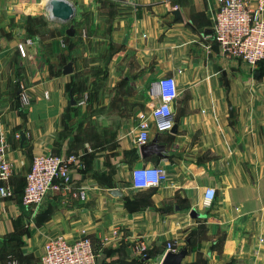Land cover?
<instances>
[{"label":"crops","instance_id":"0c3cea01","mask_svg":"<svg viewBox=\"0 0 264 264\" xmlns=\"http://www.w3.org/2000/svg\"><path fill=\"white\" fill-rule=\"evenodd\" d=\"M49 1L0 0V148L15 193L0 200V264H40L48 239L72 241L83 230L97 264H160L168 243L187 249L182 264H264V58L250 68L223 56L212 36L215 0H66L75 10L70 40L63 28L46 36ZM26 40L22 57L17 44ZM82 45L85 55L109 56L84 137L62 134L72 76L57 64ZM163 76L177 84L166 121L150 116ZM141 115L163 158L141 157ZM41 154L76 155L79 166L72 193L27 208L25 175ZM143 165L163 169L167 181L133 190L131 171ZM206 188L216 192L208 207ZM79 189L83 201L73 196ZM140 241L144 257L134 250Z\"/></svg>","mask_w":264,"mask_h":264},{"label":"built area","instance_id":"2783aa9c","mask_svg":"<svg viewBox=\"0 0 264 264\" xmlns=\"http://www.w3.org/2000/svg\"><path fill=\"white\" fill-rule=\"evenodd\" d=\"M215 1L217 9L212 26L215 43L223 56L243 61L250 68H255L264 58V0ZM30 43L31 40H26V42L17 44V50L22 57L26 56V45ZM177 71L181 72L180 69ZM157 87L159 102L151 108L150 116L154 120L166 121L171 116V104L177 97L176 80L174 76L160 77L157 80ZM173 91L175 95L172 94ZM18 96L23 105L29 104V97L24 91H20ZM45 96L47 97V92ZM167 126L163 124L160 129H165ZM148 128L147 118L141 115L135 136L138 146L148 143ZM141 137H143V143L140 142ZM78 166L79 157L76 155L61 157L54 154H41L34 156L25 175V184L20 197L22 205L35 209L49 197L72 193L71 172ZM149 171L157 175L158 182L154 186L144 187L137 177ZM11 177L12 165L0 148V200L12 199L15 196ZM167 179L166 172L157 166L143 165L131 171V186L137 191L157 187L165 183ZM215 194V189H205L203 194L205 207L213 202ZM73 196L81 201L85 200V193L81 189L74 191ZM134 248L140 257L146 256L147 249L143 241L138 242ZM167 251L175 252L172 244H167ZM7 264L18 263L10 261ZM40 264H97V262L91 240L83 230L78 238L72 241L60 235L48 239L43 246Z\"/></svg>","mask_w":264,"mask_h":264},{"label":"rangeland","instance_id":"374dc122","mask_svg":"<svg viewBox=\"0 0 264 264\" xmlns=\"http://www.w3.org/2000/svg\"><path fill=\"white\" fill-rule=\"evenodd\" d=\"M45 14V18L49 20L50 12L46 10ZM37 23L41 25V21H37ZM46 26V36L53 33V29L50 28L66 29L68 27V25H63L57 22ZM78 41H81L80 37L76 42ZM78 49L81 52L79 56L69 57L68 60H61L57 64L59 67V73L61 67L69 61H72L73 67V72L70 74L72 76V80L69 84V90L72 91L75 105H67L65 109L63 114L62 134H80L84 137L87 133V116L90 115L88 110L90 106H96L93 104L99 102L98 100L101 97L100 91L106 85L109 56L107 53L85 55L88 50L86 46L83 45Z\"/></svg>","mask_w":264,"mask_h":264},{"label":"water","instance_id":"95a60500","mask_svg":"<svg viewBox=\"0 0 264 264\" xmlns=\"http://www.w3.org/2000/svg\"><path fill=\"white\" fill-rule=\"evenodd\" d=\"M49 9H50L49 20L52 22L68 25V27L65 30V34L69 37H73L76 32L75 24L73 23V19L75 17V10L71 6V4L68 3L66 0H50ZM72 72H73L72 61H69L65 65H63L62 74L66 75ZM69 96H70V101H69L70 104L74 105L75 100L71 92L69 93ZM175 129L176 127H173L172 132H174ZM24 135L25 133L23 132L20 141L21 146H23V143L26 142ZM139 152L143 159H148L153 155L163 158L166 155L165 146L158 144V135H155L148 144L141 145L139 147ZM109 194L115 197L121 196V193L118 190H110ZM190 216L194 218L201 217V215L195 213V211H193L190 214ZM186 256H187L186 248L180 250L177 253H173L169 251L165 254L160 264H182V261Z\"/></svg>","mask_w":264,"mask_h":264},{"label":"clouds","instance_id":"9594fccd","mask_svg":"<svg viewBox=\"0 0 264 264\" xmlns=\"http://www.w3.org/2000/svg\"><path fill=\"white\" fill-rule=\"evenodd\" d=\"M171 83V82H169ZM175 95L174 91L172 93ZM165 114H167V110H165ZM171 125L169 124V127ZM163 131V129H161ZM141 143L144 142L143 137H141ZM139 181H141L144 185V187H151L154 186L158 182V177L155 173L149 171L148 173L142 174L139 177H137Z\"/></svg>","mask_w":264,"mask_h":264},{"label":"trees","instance_id":"16d2710c","mask_svg":"<svg viewBox=\"0 0 264 264\" xmlns=\"http://www.w3.org/2000/svg\"><path fill=\"white\" fill-rule=\"evenodd\" d=\"M73 23H74V22H73ZM74 24L76 25V23H74ZM66 38H67V39H69V40H70V39H72V38H71V37H69V36H66ZM68 47H69V48H70V47L72 48V43H71V44H69V45H68ZM71 93H72V91H71Z\"/></svg>","mask_w":264,"mask_h":264}]
</instances>
